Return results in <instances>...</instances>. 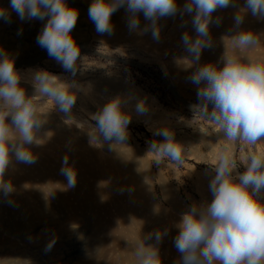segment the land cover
I'll list each match as a JSON object with an SVG mask.
<instances>
[{"label":"rangeland","instance_id":"1","mask_svg":"<svg viewBox=\"0 0 264 264\" xmlns=\"http://www.w3.org/2000/svg\"><path fill=\"white\" fill-rule=\"evenodd\" d=\"M185 2L177 0L180 6ZM67 3L79 10L78 21L72 31L80 49L75 75L65 71L37 44V36L44 27V24H34L39 20L21 21L15 12H11L10 24L0 20V50L14 59L16 69L22 74V85L27 95L34 93L30 80L32 74L38 71H47L69 82L74 80L81 88L76 92L77 99L70 114L61 112L58 107L51 110V102L42 104L40 111L49 113L47 122L39 132L43 143L31 146L37 157L35 163H21L13 156L5 175L12 176L10 182L15 192L19 189L24 192L27 187L32 192L38 191V202L60 204L63 197H59V201V198L53 199L55 195L52 196L50 184L63 186L67 179L61 171L49 172L50 177L47 176L42 162H61L67 156L105 157L109 162L121 164L118 167L129 170L128 176L141 187H149L151 200L162 211L164 236L160 249L163 264H179L180 253L174 246V238L178 233L176 222L193 204L211 202L213 197L209 183L214 176L211 165L216 164L218 158L227 152L241 166L254 152H264V141L255 146L243 141H227L212 121L196 115L193 106L201 103L197 97L198 86L189 79L194 68L186 67L185 58L191 57L181 42L185 31L192 32L190 17H183V20L188 21L186 27L181 26L179 14L161 18L158 21L160 35L157 41L152 38L151 31L145 35L129 32L123 7L112 15L113 32L99 34L88 15L92 0H67ZM234 4L235 7L230 6L214 14V18L220 16L227 26H210L212 47L203 50L200 64L221 62L225 46L230 55H239L233 52L231 41L226 36L234 34L233 17L245 8V0H234ZM9 6L10 0H0V7L11 11ZM139 15L140 27L143 28L149 22L142 13ZM243 15L240 28L251 31L260 40L246 55L264 58V18L253 16L250 11H244ZM108 83L112 86L106 87ZM117 96L128 101L125 110L131 115V122L125 146H116L118 151H113L107 142L102 146L90 143L89 133L96 123L92 116ZM140 100L145 102L148 109L145 114H138L135 110ZM162 128L170 129L175 140L186 148L182 153V164L165 161L157 165L153 154H147L149 142L163 140V137L153 134ZM238 171H243V168ZM83 174L77 175V185L73 188L75 193L81 191L80 201L87 194L92 198L102 197V202L114 201V197L103 194L105 187L99 178ZM8 198L0 194V264H63L58 256L63 245L69 244L70 240L75 241L72 245L73 258L66 264H93L98 259L101 235L95 233L90 213H87L86 218H77L76 223L67 226L63 234H56V222H51L30 232L21 228L15 235L11 232L14 223L11 221L14 219H10L7 211H3ZM67 215L68 210L62 211L57 222L62 223Z\"/></svg>","mask_w":264,"mask_h":264},{"label":"clouds","instance_id":"2","mask_svg":"<svg viewBox=\"0 0 264 264\" xmlns=\"http://www.w3.org/2000/svg\"><path fill=\"white\" fill-rule=\"evenodd\" d=\"M230 6H236L234 0H186L182 6L177 0H92L88 15L97 33L111 34L112 15L123 7L129 32L145 35L151 31L157 41L161 18L179 14L181 26L186 27L188 21L183 17H190L192 32L185 31L181 42L191 57L185 58L184 63L194 68L189 79L198 86L201 103L193 106L196 115L212 121L227 141L255 146L264 141V58L246 55L260 40L240 26L244 11L264 18V0H245V8L233 17L235 31L226 38L239 55H230L225 46L221 62L199 63L203 50L212 47L210 26L222 22L214 14ZM9 7L11 11L0 7V20L4 23L12 22L11 12L21 21L46 20L37 44L65 71L75 75L80 49L72 31L79 10L69 6L67 0H10ZM140 13L149 22L143 28ZM22 79L14 59L0 50V194L5 198L15 192L12 183L4 179L12 157L25 164L37 159L31 146L43 143L39 132L49 113L40 111L42 104L51 102V110L58 107L70 114L76 92L81 90L74 80L69 82L47 71H38L31 76L34 93L29 96ZM127 103L117 96L92 116L96 123L90 128V143L102 146L107 142L113 151H118L116 146H125L131 122V115L125 110ZM135 110L145 114L148 109L140 100ZM153 134L163 137L161 141L149 142L147 154H153L155 163L182 164L186 148L175 140L174 133L162 128ZM241 167L243 171H238ZM211 168L214 172L209 183L211 202L193 204L176 225L174 246L180 253L179 264H264V152H254L241 166L225 152ZM61 172L67 179L66 187H75L76 170L67 156ZM163 234L157 230L140 236L134 248L136 264H162L158 248L146 241L154 237L159 243Z\"/></svg>","mask_w":264,"mask_h":264},{"label":"bare ground","instance_id":"3","mask_svg":"<svg viewBox=\"0 0 264 264\" xmlns=\"http://www.w3.org/2000/svg\"><path fill=\"white\" fill-rule=\"evenodd\" d=\"M36 22H34L36 25L45 24L46 20H39L37 23ZM28 24L31 25V22ZM220 26L225 27L227 23L222 22ZM105 86L110 87L112 84L108 83L105 84ZM68 160L70 164L74 165L77 175L85 173L83 175H87V177L89 175L94 178H99L101 184L105 187L103 194L109 198L111 196L114 197V201L112 200L111 203L102 202L100 200L102 197L92 198L89 194L80 201L81 191L78 190V192L75 193L74 187L70 189L67 188V182L62 184L63 186L60 184L58 186L55 183L50 184V190L53 191L52 196L55 195L53 199L63 197L60 204L51 202L40 203L38 202V197L40 195L37 190L32 192V189H27L26 187L24 192H22L23 189H21L22 191H19V189L18 192L13 193L8 198V202L3 209V211H7V215H10V219H14L11 221L14 222L11 225L13 226L11 232L16 235L23 228L30 232L34 231L38 226L40 227L51 222H56L55 233L59 234L62 233L67 226L76 223L77 218H86L88 215L87 213H90L89 215L94 222L95 233L101 235L98 247V259L93 262V264H136L134 248L140 236H147L149 233H155L157 230L162 233L164 232V225L162 224L163 222H161L163 217L162 211L151 200L149 187H141L137 181L128 176L129 170L126 168H119L118 165L121 164H115L113 161L109 162L110 160L105 157L97 159L79 157L68 158ZM63 161H54L50 164L42 162L45 164L43 166L46 167L47 176H49V172L54 173L56 171H61ZM53 177L56 178V176ZM4 179L5 181H11L12 176L10 177V174H7L4 176ZM75 190H77V188H75ZM63 192L68 195H64ZM67 210L68 215L62 219L63 222H57L58 215L62 211ZM162 239L159 243L156 242L154 237L146 241V243L153 244L158 248L161 261H163L160 249V243L163 242ZM74 242V240H70L69 244L63 245L60 255L58 254L60 263L66 264V262L73 258L72 245H74Z\"/></svg>","mask_w":264,"mask_h":264},{"label":"water","instance_id":"4","mask_svg":"<svg viewBox=\"0 0 264 264\" xmlns=\"http://www.w3.org/2000/svg\"><path fill=\"white\" fill-rule=\"evenodd\" d=\"M25 65H30V64H25Z\"/></svg>","mask_w":264,"mask_h":264}]
</instances>
